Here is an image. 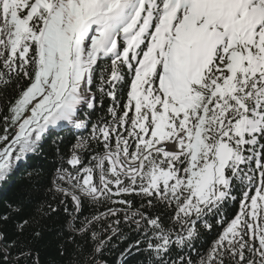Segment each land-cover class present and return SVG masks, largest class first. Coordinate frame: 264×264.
Here are the masks:
<instances>
[{"label": "snow or ice", "instance_id": "1", "mask_svg": "<svg viewBox=\"0 0 264 264\" xmlns=\"http://www.w3.org/2000/svg\"><path fill=\"white\" fill-rule=\"evenodd\" d=\"M51 136L0 264H264V0H0V184Z\"/></svg>", "mask_w": 264, "mask_h": 264}, {"label": "trees", "instance_id": "2", "mask_svg": "<svg viewBox=\"0 0 264 264\" xmlns=\"http://www.w3.org/2000/svg\"><path fill=\"white\" fill-rule=\"evenodd\" d=\"M61 135L63 136V142L60 144V148L63 152L67 153L71 144L74 142V137L70 132H63L61 133ZM53 139H55V136L48 137L44 141L43 154L41 156L32 158L30 161H28L26 167H21L16 170L7 183L0 184V211H6L7 205L9 203L17 201L19 199L20 193L28 187L26 169L41 167L45 173V183H47L52 178V174L54 172L53 160L55 156V145H53L52 143ZM85 162H87V159L85 160ZM233 211H235V208H231L228 210L229 216ZM59 227V223L51 224L48 230V235L41 245V259L43 264H49V261L59 259L56 256V234L59 230ZM122 230L127 233L128 239L125 241H113L117 245V247L112 249L111 252L106 253L104 257L109 262V264H114V261L119 255L120 249L126 247L128 243H131L137 238V234L128 226L122 225ZM5 231H7L9 236L11 237L13 235V225L11 223L6 225ZM216 231H218V229H215L211 233L205 232L203 234V242L205 244L210 243L215 236ZM128 264H142V257L137 255L134 258H129Z\"/></svg>", "mask_w": 264, "mask_h": 264}]
</instances>
